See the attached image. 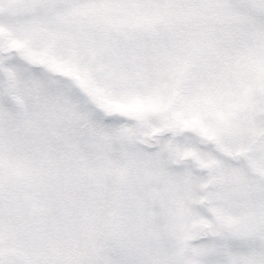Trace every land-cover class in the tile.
Returning a JSON list of instances; mask_svg holds the SVG:
<instances>
[{"label":"snow or ice","instance_id":"6c2138e0","mask_svg":"<svg viewBox=\"0 0 264 264\" xmlns=\"http://www.w3.org/2000/svg\"><path fill=\"white\" fill-rule=\"evenodd\" d=\"M0 264H264V0H0Z\"/></svg>","mask_w":264,"mask_h":264}]
</instances>
